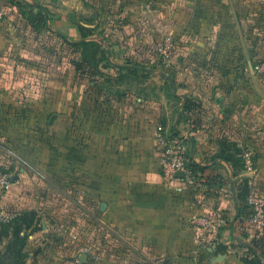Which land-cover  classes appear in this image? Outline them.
I'll use <instances>...</instances> for the list:
<instances>
[{
    "label": "crops",
    "instance_id": "0c3cea01",
    "mask_svg": "<svg viewBox=\"0 0 264 264\" xmlns=\"http://www.w3.org/2000/svg\"><path fill=\"white\" fill-rule=\"evenodd\" d=\"M87 1L106 8L109 18L101 36L94 35L92 20L85 19L91 6ZM233 2L0 0L7 10L0 23V101L29 104V120L47 123L40 135L54 129L56 151L69 154L66 162L61 157L55 165L71 167L70 176L58 182L34 167L45 166L36 159L25 162L31 171L16 168L2 205L31 223H18L21 250L15 247L17 228L0 226L4 264H64L75 257L81 262L86 249L121 264H249L256 256L264 264V249L262 254L251 249L264 231L249 223V190L239 156L241 147L252 151L258 171L255 187L264 196V122L255 112L252 92L245 90L239 99L238 81L200 79L188 64L175 61L177 54L209 48L221 37L225 22H238L233 9H224ZM115 4L117 20L111 9ZM166 33L179 41L167 71L116 62L117 56L142 53L140 40ZM122 39L130 42L119 43ZM85 42L95 43L96 59L103 53L109 66L105 61L89 63L70 96L62 79L45 89L41 80L37 85L28 82L35 90L15 93L20 74L41 77L45 69L38 58L23 59L25 52ZM159 130L170 136L176 132L188 159L202 169L198 183L188 186L182 178L163 177L155 139ZM200 216L223 218L214 243L195 220ZM18 251L20 260L13 255ZM94 262L86 258L81 264Z\"/></svg>",
    "mask_w": 264,
    "mask_h": 264
},
{
    "label": "rangeland",
    "instance_id": "374dc122",
    "mask_svg": "<svg viewBox=\"0 0 264 264\" xmlns=\"http://www.w3.org/2000/svg\"><path fill=\"white\" fill-rule=\"evenodd\" d=\"M89 2L91 1H87L88 5L90 4ZM111 9L113 19L117 20L118 17L115 16V13L118 11L119 6L115 4ZM224 9L226 11L227 9H233L238 22L235 19L233 23H231V20L227 21V23L225 22L221 37L207 49L203 50L198 46L197 52L192 51L190 48L191 51L188 50L184 54H177V57H175L174 53L177 50L179 41L173 37L175 50L172 52L170 65L164 68L160 55L155 50V45L166 36V33L164 36L154 38L153 40H140V44L144 48L142 53L138 55L125 54L120 57L117 56L116 62L119 64L136 62L135 64L137 65L138 63H143L146 67H152L156 71L164 72L172 67L174 63L173 57H175V61L183 62L193 68V73L199 74L198 77L200 79L206 80L211 77L218 80L238 81L236 83L240 85V88H237L240 91V97L238 98L244 97L246 95L244 91L250 89L255 112L264 122V0H234L232 7L224 4ZM106 13V8L102 9L100 6L96 7L92 5L84 13L85 19L92 20L90 21L92 26L89 28L93 29V33L97 37L98 35H102L101 32H103L104 24L108 21L109 17L105 15ZM126 41L130 42L129 40L122 39L119 40V43ZM54 42V38L49 40L50 44ZM50 44L48 45L50 46ZM32 52L29 51V54L25 52L22 55L25 56L23 59L33 62V60L38 58L43 62L42 64H44L45 69L39 72V76L41 77H31L27 73L24 75L20 74L16 82L18 86H16L15 93L23 95L27 91L29 92V90H35L29 88L28 82H34L37 85V80H41L43 81L41 89H45L49 88V86H55L56 81L62 79L67 88L65 91L70 96V92L75 84V82H72V74L69 71L70 66L67 63L68 59L73 56L71 49L63 45L62 49L58 46L51 51L43 46H39L38 53L34 52L33 54ZM55 54L57 55L55 56ZM102 57H105V55L103 54ZM59 58L62 59L61 63L58 61ZM32 75H36V73ZM251 82H254L252 83L253 86ZM246 84H250V87H247ZM41 89L39 88L40 91ZM0 91L2 95L4 89L1 88ZM5 91L7 92V90ZM64 105L66 106L67 104ZM28 110L29 104L15 103L13 99L0 101V164L13 176L15 172L17 173L16 168H27L25 162H28L30 159H36V162H42L45 165L44 169L36 165L33 166L42 174L51 177L53 182H58L57 179L61 180L62 177H69L71 171L70 163L55 165V162L59 161L58 158L61 157L63 162H66L69 154L68 152L56 151L57 136L54 129L53 131L48 130L46 135H40L39 131L47 127V123L45 120H40L39 118L32 121L29 120L27 115ZM52 126L53 124L48 127ZM30 130L37 133L31 136L29 135ZM49 132H52V134ZM262 133H264V130ZM262 140L264 142V136ZM29 143L35 144L38 150L31 149ZM10 163L17 164V167L13 165V168L9 167ZM27 169L31 171L30 168ZM58 184L61 185V183ZM104 250L106 248L103 249V252ZM83 255L92 260V262L95 260V264H121L117 258L115 259L116 261L113 259L109 260V258H106L107 256L105 260L104 256L101 259L98 254H95L90 249H86Z\"/></svg>",
    "mask_w": 264,
    "mask_h": 264
},
{
    "label": "built area",
    "instance_id": "2783aa9c",
    "mask_svg": "<svg viewBox=\"0 0 264 264\" xmlns=\"http://www.w3.org/2000/svg\"><path fill=\"white\" fill-rule=\"evenodd\" d=\"M7 16V10L0 5V22ZM156 52L160 55V60L164 68L170 65L172 52L175 50L173 35L166 34L162 40L155 45ZM156 143L161 148L159 168L163 177L167 181H172L176 173L182 174L183 182L188 186L195 184L191 170L188 168V158L180 140L165 134L159 130L155 135ZM241 170L244 172V181L249 192L246 199L247 210L249 212V223L259 230L264 231V196L256 189L257 166L252 151L246 147L240 149ZM12 186V176L0 164V225L11 223L16 214L6 210L2 201ZM177 191H181L177 189ZM206 231L207 239L214 243L218 237L221 226L224 223L222 217L210 218L200 216L195 219ZM64 264H81L78 257L66 259Z\"/></svg>",
    "mask_w": 264,
    "mask_h": 264
},
{
    "label": "trees",
    "instance_id": "16d2710c",
    "mask_svg": "<svg viewBox=\"0 0 264 264\" xmlns=\"http://www.w3.org/2000/svg\"><path fill=\"white\" fill-rule=\"evenodd\" d=\"M6 20V19H4ZM1 21L2 23L4 22ZM0 22V23H1ZM43 25V24H42ZM68 47L71 49V53L73 54V56H71L68 59V64L70 66V72L72 74V82H75L81 75L84 74L85 70L87 69L89 63L92 65H95L96 63L100 62V61H105L106 65L109 66V64L106 62L105 57H101V59L98 61L96 59V45L95 43H80V44H74V45H70L68 44ZM54 54V53H53ZM57 54H55L56 56ZM103 55V53H102ZM62 59L59 58L58 61L61 63ZM172 137L176 136V132L172 131ZM188 158V156H187ZM188 168L191 170L193 177H194V182L198 183V179L200 171L202 170L201 167H198L194 164L191 163L190 159H188V164H187ZM240 168H241V161H240ZM238 220H241V216L239 215L237 217ZM18 223H25L26 225H28L29 223H31V219H28L26 216L23 218H18L17 216L15 217V219L7 224V225H0L2 227V229H9L11 227H16L14 230L15 231V247L20 248V250L23 248V240L22 238H19L18 233ZM257 235V234H256ZM259 241L258 243H254L251 246V249L256 253L257 251H259L260 254H262V249H264L263 245H264V234H262L261 236L258 237ZM13 250V249H12ZM13 255L17 258V260H20V258L23 257V254H21V251H18L16 253L13 252ZM9 256V254H8ZM19 263V262H18ZM0 264H4L3 261L0 260ZM249 264H261V261L258 259V256H256L255 258L251 259V261L249 262Z\"/></svg>",
    "mask_w": 264,
    "mask_h": 264
},
{
    "label": "water",
    "instance_id": "95a60500",
    "mask_svg": "<svg viewBox=\"0 0 264 264\" xmlns=\"http://www.w3.org/2000/svg\"><path fill=\"white\" fill-rule=\"evenodd\" d=\"M106 53H107V57H108V59H109V52L107 51ZM160 76L163 77V78H168V77H167L165 74H163V73H161ZM175 177H176V178H182V174L178 172V173H176ZM237 212H238V209H237ZM80 259H81V262H85L86 256H85V255H82Z\"/></svg>",
    "mask_w": 264,
    "mask_h": 264
}]
</instances>
